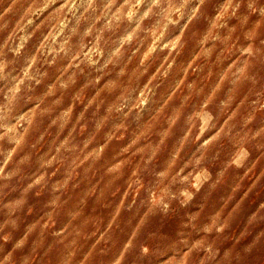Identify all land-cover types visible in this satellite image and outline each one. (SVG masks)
Listing matches in <instances>:
<instances>
[{
	"label": "clouds",
	"instance_id": "1",
	"mask_svg": "<svg viewBox=\"0 0 264 264\" xmlns=\"http://www.w3.org/2000/svg\"><path fill=\"white\" fill-rule=\"evenodd\" d=\"M0 264H264V0H0Z\"/></svg>",
	"mask_w": 264,
	"mask_h": 264
}]
</instances>
